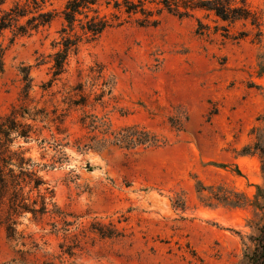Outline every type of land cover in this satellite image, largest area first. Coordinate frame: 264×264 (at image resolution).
<instances>
[{"label":"rangeland","instance_id":"1","mask_svg":"<svg viewBox=\"0 0 264 264\" xmlns=\"http://www.w3.org/2000/svg\"><path fill=\"white\" fill-rule=\"evenodd\" d=\"M233 1L249 19L223 22L203 11L177 18L154 5L150 17L117 13L120 25L82 40L46 90L62 20L8 47L0 114L20 103L19 70L27 67L26 105L46 114L34 123L27 156L52 163L55 142L67 145L45 173L64 217H24L25 246L0 229V264H248L264 227L255 198L256 186L264 188V0ZM84 116L105 123L100 130L145 128L163 146L80 151L77 141L101 139L82 127ZM229 193L248 204L225 206Z\"/></svg>","mask_w":264,"mask_h":264},{"label":"trees","instance_id":"2","mask_svg":"<svg viewBox=\"0 0 264 264\" xmlns=\"http://www.w3.org/2000/svg\"><path fill=\"white\" fill-rule=\"evenodd\" d=\"M58 2L62 4L61 9L55 8ZM5 3L6 0H0V74L4 71L5 52L16 39L29 37L49 28L57 18L62 20L59 31L61 38L57 43L59 49L52 56V79L42 87L43 90L50 88L64 73L68 55L82 40H95L106 30L120 25L117 13H140L150 17L148 6L154 5L158 14L166 12L177 18L191 17L197 11L210 13L229 23L250 17L245 4H238L233 0H16L4 7ZM155 23L156 20H153L139 25ZM197 23L199 28L202 27L199 20ZM7 33L10 37L8 43L4 44L3 38ZM19 72L23 84L18 98L20 103L12 105L7 113L0 114V229L4 230L7 240L25 246V237L18 230L24 217L39 219L48 214L61 219L64 217L53 201V187L45 179V173L54 169L55 163H62V150L67 144L55 142L54 150L58 157L52 163L36 162L27 156L29 148L25 145L32 141V135L36 132L34 123L37 119L42 122L46 114L43 108L30 109L26 105L32 90V79L27 67L21 68ZM72 105L77 106L79 103L72 102ZM86 118L87 116L80 118L82 127L91 132L98 131L101 139L97 140L98 136H93V145L77 141V149L80 151L101 150L106 143L126 150L157 149L163 146V142L155 134L137 125L124 126L118 130H100L105 127V123L96 120V117L87 123ZM45 143L41 139L38 146ZM254 149H258L257 144ZM199 185L200 189H204ZM255 198L262 202L261 209L264 211L263 187L256 186ZM221 201L229 207L246 206L249 202L244 195L235 193L224 195ZM97 232L106 237L114 235L105 234L101 228ZM252 240L254 248L246 256L247 263L264 264V227L259 229L258 235Z\"/></svg>","mask_w":264,"mask_h":264}]
</instances>
